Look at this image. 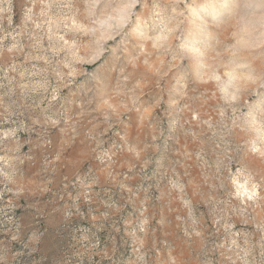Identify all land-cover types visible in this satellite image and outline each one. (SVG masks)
<instances>
[{
    "label": "rangeland",
    "instance_id": "rangeland-1",
    "mask_svg": "<svg viewBox=\"0 0 264 264\" xmlns=\"http://www.w3.org/2000/svg\"><path fill=\"white\" fill-rule=\"evenodd\" d=\"M0 264H264V0H0Z\"/></svg>",
    "mask_w": 264,
    "mask_h": 264
}]
</instances>
